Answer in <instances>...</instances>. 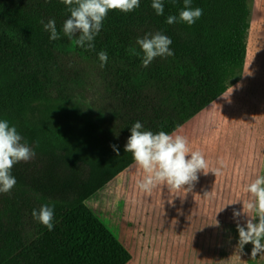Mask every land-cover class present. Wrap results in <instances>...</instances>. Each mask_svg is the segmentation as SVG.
<instances>
[{
	"label": "trees",
	"instance_id": "obj_1",
	"mask_svg": "<svg viewBox=\"0 0 264 264\" xmlns=\"http://www.w3.org/2000/svg\"><path fill=\"white\" fill-rule=\"evenodd\" d=\"M249 1L192 0L203 14L189 26L179 21L184 0H162L163 15L152 0H139L129 13L110 10L88 50L64 36L70 12L62 0H0V120L35 153L13 165L17 182L0 193V264L130 261L87 203L135 164L124 145L136 121L142 130L171 134L240 79ZM169 16L177 22L168 24ZM49 20L56 40L41 23ZM156 33L171 39L174 54L143 67L137 39ZM45 203L54 205L52 230L32 216ZM217 207L205 245L218 256L231 251L218 264H242L233 210ZM238 220L243 225L246 217Z\"/></svg>",
	"mask_w": 264,
	"mask_h": 264
},
{
	"label": "rangeland",
	"instance_id": "obj_2",
	"mask_svg": "<svg viewBox=\"0 0 264 264\" xmlns=\"http://www.w3.org/2000/svg\"><path fill=\"white\" fill-rule=\"evenodd\" d=\"M249 6L242 76L173 132L187 139L191 151L203 154L209 172H199L190 191L187 185L177 190L157 184L147 192L138 187L145 173L134 164L87 203L129 252L127 264H218L231 254L223 249V256H218L205 245L219 219L215 203L242 210L243 202L251 199L247 185L264 176V0H250ZM217 168L215 175L211 171ZM126 185L129 197L123 193ZM151 200L154 208L147 205ZM252 248L248 243L244 252L240 250L242 264H264V252L253 258Z\"/></svg>",
	"mask_w": 264,
	"mask_h": 264
},
{
	"label": "clouds",
	"instance_id": "obj_3",
	"mask_svg": "<svg viewBox=\"0 0 264 264\" xmlns=\"http://www.w3.org/2000/svg\"><path fill=\"white\" fill-rule=\"evenodd\" d=\"M191 2L192 0H184V9L179 13V21L189 26L203 14L202 9H193ZM62 3L69 6L70 12V17L62 27L64 36L75 37V44L88 50L94 49L92 41L101 30L102 22L110 10L129 13L139 7V0H62ZM151 7L157 15H163L162 0H152ZM166 22L173 24L177 22V17L169 16ZM41 23L50 32L51 40L59 38L54 20ZM171 43L169 37L160 33L151 35V38L148 35L143 39L138 38L137 44L143 52L142 66L147 67L155 57L172 56L174 53L169 47ZM98 55L100 66L104 67L107 54L102 51ZM142 129L141 122L136 121L130 128V136L124 145V152L131 153L135 165L145 173L144 178L138 181L141 190L150 192L157 184H166L169 189L177 190L187 185V190L190 191L194 182L198 181V173L209 172L205 171L209 165L203 154L191 151L184 136ZM21 139L15 126H10L7 120H0V193H8L17 182L10 171L13 165L20 161L27 162L35 155L26 143H21ZM111 147L116 156H119L118 147ZM219 171L217 168L211 172L216 175ZM246 191L251 194V199L247 203L243 202L242 210H233V219L237 220L238 249L243 250L246 244L251 243V256L254 258L258 253L264 252V244L261 243L264 239V176H258L247 185ZM32 216L48 230L53 229L54 205L45 203L38 210L33 209ZM241 216L246 217L243 225L238 220ZM257 217L258 222H254Z\"/></svg>",
	"mask_w": 264,
	"mask_h": 264
},
{
	"label": "crops",
	"instance_id": "obj_4",
	"mask_svg": "<svg viewBox=\"0 0 264 264\" xmlns=\"http://www.w3.org/2000/svg\"><path fill=\"white\" fill-rule=\"evenodd\" d=\"M118 189H121V187H117ZM130 186L129 185H126L125 187H124V194L126 195H128V197L130 196ZM200 188H202L201 186L198 188V194L200 195L201 194V191H200ZM99 193H101V192H99ZM133 194V193H132ZM147 205L149 206V208L152 206V208H154V206H155V204H154V201L153 200H151V201H149V202H147ZM210 207H213V206H210ZM218 207H217V202L215 203V206H214V210H216ZM93 214H96L95 212H93ZM217 221V220H216ZM215 221V222H216ZM194 225V224H193ZM189 226H192V224H189ZM199 228H200V232H201V225H199Z\"/></svg>",
	"mask_w": 264,
	"mask_h": 264
}]
</instances>
